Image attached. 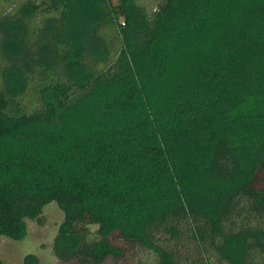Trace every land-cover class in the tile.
<instances>
[{
	"label": "trees",
	"instance_id": "trees-1",
	"mask_svg": "<svg viewBox=\"0 0 264 264\" xmlns=\"http://www.w3.org/2000/svg\"><path fill=\"white\" fill-rule=\"evenodd\" d=\"M51 201L61 264H264V0H0V235Z\"/></svg>",
	"mask_w": 264,
	"mask_h": 264
},
{
	"label": "rangeland",
	"instance_id": "rangeland-1",
	"mask_svg": "<svg viewBox=\"0 0 264 264\" xmlns=\"http://www.w3.org/2000/svg\"><path fill=\"white\" fill-rule=\"evenodd\" d=\"M148 0H146L147 2ZM42 220L26 219L25 235L21 239H12L0 235V258L5 264H24L26 254H34L42 264H61L53 253V242L63 212L56 202L51 201L42 207ZM62 264H75L68 261ZM103 264H114L110 260Z\"/></svg>",
	"mask_w": 264,
	"mask_h": 264
}]
</instances>
